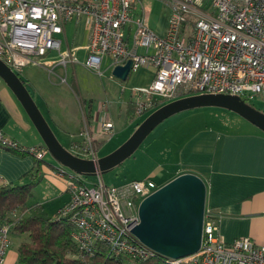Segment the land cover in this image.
I'll return each mask as SVG.
<instances>
[{
  "label": "built area",
  "instance_id": "2783aa9c",
  "mask_svg": "<svg viewBox=\"0 0 264 264\" xmlns=\"http://www.w3.org/2000/svg\"><path fill=\"white\" fill-rule=\"evenodd\" d=\"M169 13L162 35L148 24L139 0H0V60L19 74L27 65L66 66L79 62L74 49H62L60 35L68 21L85 20L88 39L83 65L101 76L108 68L131 61L129 74L152 67L146 87L131 91L133 114L139 117L176 98L203 93H223L264 98V0H164ZM49 53L56 59L49 60ZM112 77V75H111ZM107 102H100L90 122L82 109L80 139L70 152L96 160L100 141L114 133L107 115ZM0 146L43 160L44 145L24 146L0 133ZM63 178L69 200L57 212L73 226L78 252L105 253L126 264L160 256L132 233L139 222L140 201L160 185L150 178H132L107 185L101 174L87 184L80 174L62 165L54 168ZM11 225L0 220V264L10 247ZM168 264H264V243L249 237L225 241L217 218L204 211L201 243L190 256Z\"/></svg>",
  "mask_w": 264,
  "mask_h": 264
},
{
  "label": "crops",
  "instance_id": "0c3cea01",
  "mask_svg": "<svg viewBox=\"0 0 264 264\" xmlns=\"http://www.w3.org/2000/svg\"><path fill=\"white\" fill-rule=\"evenodd\" d=\"M141 8L144 9L139 0L135 14H138ZM70 22H73L76 30L69 42L65 24L64 33L60 35L61 48L65 49L67 46L73 49L84 48L88 39L85 20ZM162 31L163 29L158 32ZM54 54L49 53L47 59L54 60ZM108 64L109 60L105 57L101 65L102 75L107 72L105 83L97 78L90 79L86 93L79 89L74 75V64H70L72 66L70 88L76 95L77 103L67 88L49 90L51 84L47 82L45 73L43 69L38 68L39 66L27 65L23 68L22 75H18L37 106L39 108L41 106L40 111L54 134L69 145L80 139L76 132L83 121V108L85 117L94 122L99 103L107 102V115L114 124L113 135L125 133L129 123L138 118L134 116L131 108V91L126 100L119 102V93L123 91L122 80L111 77ZM153 73L154 70L152 77ZM92 90L94 93L97 91L98 95H93ZM166 130L178 139H176L178 144L176 158L172 164L170 163L172 166L165 169L161 184L182 172L197 174L206 185L205 208L216 216L222 238L231 242L238 237H249L255 243H264V133L260 130H227L208 125H200L184 134L176 131L177 135L169 124L166 129L163 128L164 132ZM0 133L24 146L43 145L26 112L1 77ZM112 136L104 141L110 140ZM104 141H100L99 146ZM162 144L163 149L166 144ZM48 155L47 152L40 165L36 167L34 156L0 146V183L25 184L34 180L37 174L36 183L31 188L32 194L33 188L47 178L56 188L50 200L54 198L60 200L53 214L49 216L52 217L69 200V193L65 180L54 173V168L60 164L57 162L53 164L54 159ZM167 157H164V162H160L162 167L166 164ZM41 205L42 201L34 203L33 207L38 210ZM21 239V235L11 232V244L2 264H19L17 249Z\"/></svg>",
  "mask_w": 264,
  "mask_h": 264
},
{
  "label": "water",
  "instance_id": "95a60500",
  "mask_svg": "<svg viewBox=\"0 0 264 264\" xmlns=\"http://www.w3.org/2000/svg\"><path fill=\"white\" fill-rule=\"evenodd\" d=\"M131 61L116 65L111 75L126 80ZM0 77L26 112L43 145L60 165L80 175L101 174L129 157L146 136L171 115L197 107L232 111L264 133V112L238 95L193 94L170 100L150 112L118 147L96 160L79 157L58 141L24 81L0 60ZM205 182L197 174L182 172L161 184L138 205L139 222L132 233L156 254L172 259L190 256L200 247L205 211Z\"/></svg>",
  "mask_w": 264,
  "mask_h": 264
},
{
  "label": "rangeland",
  "instance_id": "374dc122",
  "mask_svg": "<svg viewBox=\"0 0 264 264\" xmlns=\"http://www.w3.org/2000/svg\"><path fill=\"white\" fill-rule=\"evenodd\" d=\"M141 3L145 9L146 19L149 26L154 29V31L162 35L166 27V21L168 17V7L164 0H141ZM137 12V9H136ZM73 22L68 21L66 23V37L71 41L74 30ZM162 33L158 31L162 30ZM79 62L74 64V75L78 81L79 89L86 93V89L89 86L90 79L97 78L102 80V83H105L107 72L104 75L98 76L94 72L87 69L83 63L85 61L86 53L84 48L74 49ZM56 59L57 55H53ZM38 68L43 69L45 73L46 80L49 84V90H63L67 88L68 92L73 95L74 101L76 95L70 88V72H72V66L68 64L63 66L59 62L49 64L47 66H39ZM153 68L152 67H140L136 72H130L126 80H122V92L119 93V102H123L128 98L130 94V88L132 86L146 87L152 77ZM19 75H22V72H19ZM69 88V89H68ZM121 87H119V91ZM93 95H98L97 91ZM53 95L54 94H50ZM52 96V98H53ZM82 97V96H81ZM247 102L253 107L264 112V98L263 95H254L248 97ZM75 103V104H76ZM132 108V105H131ZM41 110V106L39 108ZM156 109V108H155ZM42 111V110H41ZM153 111V110H152ZM150 111V112H152ZM147 112L139 116L136 120L132 121L128 125V129L125 133L115 134L108 141H104L102 145L99 146L98 154L100 156L109 153L118 147L126 138L132 133L136 126L150 113ZM171 125L179 133H189L193 128H196L200 125L216 126L222 127L227 130H238V131H248V130H258L253 124L246 121L244 118L238 114L229 111L220 107H197L193 109H188L171 115L162 122H160L143 140V142L137 147V149L126 159H124L121 164L102 172V177L104 182L107 185H116L124 180H129L132 178H152L155 182L160 185L162 183V175L165 172V169L170 168L174 159L176 158V149L178 142L176 137H174L168 130L163 131V128ZM82 125V123H81ZM81 128V126H80ZM80 128L76 132L78 135ZM187 131V132H185ZM261 132V130H260ZM58 141L65 147L67 150H71L70 146L66 141L60 140V137L55 135ZM178 140V139H177ZM76 141V140H75ZM72 143V142H71ZM166 144V147L162 149L163 144ZM164 149L166 152L164 153ZM49 154V153H48ZM50 155V154H49ZM48 155V156H49ZM169 158H168V157ZM164 157H167L166 164L162 167L160 162H164ZM56 162L52 160V163ZM169 163V166H168ZM171 163V164H170ZM54 164V163H53ZM82 178L90 185L96 180V174L90 175H81ZM50 180V179H49ZM32 195L28 199V204L30 205V211L32 213L49 217L53 214L57 205L60 203V200L54 198L50 200V197L56 192V188L52 185L51 181H48L45 178L42 182L38 183L32 190ZM42 201L40 209H35L33 207L34 203ZM20 211H15V214H19Z\"/></svg>",
  "mask_w": 264,
  "mask_h": 264
},
{
  "label": "trees",
  "instance_id": "16d2710c",
  "mask_svg": "<svg viewBox=\"0 0 264 264\" xmlns=\"http://www.w3.org/2000/svg\"><path fill=\"white\" fill-rule=\"evenodd\" d=\"M240 97L247 102V96ZM40 161L35 158L36 167ZM36 180L37 174L34 180L25 184L0 183V220L10 223V234L15 232L22 236L17 249L19 264H126L120 258L105 253L81 255L72 238L73 226L67 217H58L57 213L52 217L32 213L28 199ZM17 210L19 214H15ZM136 264L168 263L161 256H152Z\"/></svg>",
  "mask_w": 264,
  "mask_h": 264
},
{
  "label": "bare ground",
  "instance_id": "6f19581e",
  "mask_svg": "<svg viewBox=\"0 0 264 264\" xmlns=\"http://www.w3.org/2000/svg\"><path fill=\"white\" fill-rule=\"evenodd\" d=\"M206 209V208H205Z\"/></svg>",
  "mask_w": 264,
  "mask_h": 264
}]
</instances>
